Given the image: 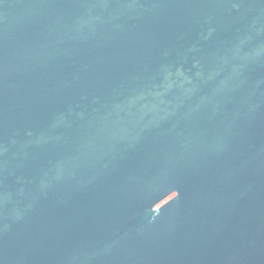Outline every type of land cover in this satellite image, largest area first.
Listing matches in <instances>:
<instances>
[{"label":"water","instance_id":"water-1","mask_svg":"<svg viewBox=\"0 0 264 264\" xmlns=\"http://www.w3.org/2000/svg\"><path fill=\"white\" fill-rule=\"evenodd\" d=\"M0 264H264V0H0Z\"/></svg>","mask_w":264,"mask_h":264}]
</instances>
